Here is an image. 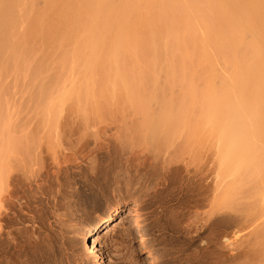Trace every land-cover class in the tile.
I'll return each mask as SVG.
<instances>
[{
	"label": "bare ground",
	"instance_id": "6f19581e",
	"mask_svg": "<svg viewBox=\"0 0 264 264\" xmlns=\"http://www.w3.org/2000/svg\"><path fill=\"white\" fill-rule=\"evenodd\" d=\"M51 55L60 58V64H79L76 70L85 81L86 75L97 72L98 84L93 82L97 76L90 75L91 84L83 86L82 81L81 88L74 87L76 80L67 86L59 74L66 73V65L59 66L63 71L51 66L58 68L59 76H50L48 60L42 62L46 69L41 61ZM197 68L202 74L194 73ZM150 73L166 79L152 77L153 87H147L151 77L145 76ZM196 73L207 75L202 86L195 82ZM160 81L170 83L159 87ZM20 88L21 95L13 92L14 101L20 103L17 94L26 90L37 117L31 128L34 138L29 135L27 140L11 132L15 108L7 117L8 106L18 104L9 103L11 90ZM105 116L115 125L108 137L106 129L112 124ZM20 157L33 162L25 160V166L34 169L22 171L35 180V194L29 193L33 197L39 194V182L50 175L57 179L68 174L71 165H90L99 193L112 189L116 196L148 206L168 205L171 213L163 215L157 228L178 242L174 252H167L168 264H198L201 236L207 232L218 241L217 254L203 246L216 255V262L208 255L209 264L229 259L240 264L244 254L237 255L235 249L242 247L233 251V245L226 244L230 228L235 231L230 241L239 244L241 236H247L253 244L245 245L248 249L264 243V0H0V229L15 200L11 185L19 170L14 167L25 164L17 162ZM121 205L117 200L106 217L85 230L88 257L101 261L94 235H107L116 226ZM251 249L252 256H259L254 263L262 262L264 249ZM231 252H236L235 259H227Z\"/></svg>",
	"mask_w": 264,
	"mask_h": 264
},
{
	"label": "rangeland",
	"instance_id": "374dc122",
	"mask_svg": "<svg viewBox=\"0 0 264 264\" xmlns=\"http://www.w3.org/2000/svg\"><path fill=\"white\" fill-rule=\"evenodd\" d=\"M69 48H71V47H69ZM55 52L53 53V55L55 54ZM56 53H58V52H56ZM53 55H51V57ZM55 56H57V54H55ZM55 56H53V57H55ZM51 57H49V59L50 60L51 59H55V61L52 60V61L49 62V59H42V60H45V61H41V63H42V62H46L48 60V63H46L47 66H49L48 68L45 66V63H42V64H44V66H43V67H45L44 69L47 68L46 71L47 70L49 71V72L48 71L47 72L45 71V72L48 73V74L50 73V76L52 74L53 75L56 74L57 76H59V74H60V77L61 76H65V77H62V79L65 81V84L67 86L68 85L70 86L72 84L71 82H73V84H76V83H74L76 80L78 81V83H77L78 86L76 84V86L74 85V87L81 88L83 82H85V83H83V86L85 84H87L86 81L90 82L89 84H91L92 81H93V80H91V78H92L91 76H97L96 78H93L94 79L93 82L96 81L95 83L98 84L97 81L99 80L98 79L99 75L98 74L94 75L97 72H95L94 74H90L91 76L89 75V77H88V75H86V77L89 78V80L87 79L85 81L84 80L85 78L84 77L82 78V76L80 77V74H78V71H80V70H78L79 69L78 68L79 64H77L76 66H78V67L75 68V67H73L75 65V62L71 61L69 59L72 62V64H69L70 61H68V59H67L68 64H65L66 65L65 66L62 63L61 64L58 63L60 61V58H59V60L57 59L58 56L55 57V58H53V57L51 58ZM40 58H42V57H40ZM53 61L56 62V63H54ZM51 62L54 65L53 64L51 65L50 64ZM65 63H67V62H65ZM48 64H50V65H48ZM60 65H62V66H60ZM63 65L66 67L65 70H64V72H66V73L61 74V72H59V71H63V69H62ZM51 66H57V67L60 66L62 68L59 67V69H58L56 67L59 70V71H56V68L55 67H51ZM68 67H69V69H68ZM71 67L74 68V70L76 71L75 74H72V72L74 70L70 71ZM50 68H53L56 71V73L53 72L54 70L52 71ZM68 71H70V72L68 73ZM58 72H59V74H58ZM195 72H201L199 74H202V71H200V69H198V70L195 69L194 73ZM203 73H205V72H203ZM68 74H69V77H68ZM199 74L196 73V75H195L196 77H194V79L196 78L195 82L197 84L199 83L198 84L199 86L200 85L202 86V81L201 80H202V77L205 76L206 74L205 75H199ZM72 75L74 77H71ZM66 76H67V78H66ZM76 76L82 78V80L80 78H77ZM160 76L164 77V78H161V79H163V80L166 79V76H164V74H162V75L160 74ZM160 76L159 75H157V76L155 75L154 76L152 73H150V75L148 77L146 75L145 76L146 79L151 77V80H150V78L148 79L149 85L147 84V87L148 86L151 87L152 85H151L150 82L153 79H155V77H158V78H156V80L160 79ZM152 77H153V79H152ZM199 77H200V79H199ZM205 77H203V79ZM198 80H200V82H198ZM80 82H82V83H80ZM158 82H159V80H158ZM158 82L155 83V84H157V86L159 84ZM195 82H194V86H198V85L195 84ZM53 83H54V81H53ZM164 83H166V82H163V84H162L161 81H160L159 87H162V85L166 86V84L167 83L169 84L170 82H167L166 84H164ZM152 84H154V83H152ZM173 84L175 85L176 83L172 82V85ZM216 84H218V83H216ZM176 85H178V84H176ZM199 86H198V88L196 87L197 91H200L202 89L201 87L199 89ZM12 90H11V93H10L9 98H8L9 100L10 99H12V100L9 103L11 104V102H12V104L14 105V103L17 102L18 104H15V107H12V108H10L8 106V108H10V109L7 108V110H9V115L7 116L8 112L5 115L7 117H9L11 115L13 116V114L10 113V112H12L10 110L11 109L13 110L15 108L16 111L15 110L14 111L17 112V113H15V112H12V113H15L17 115V117L19 116V118L14 117V116H16V115H14L13 118L10 119L11 120L10 123L12 122L11 126H12V128H14L11 132L14 133V136H16V138H19V139L22 138L23 139V138L27 137L25 139V140H27L28 138L32 137L31 135L34 134V131L31 128H35L36 127V126L35 127L33 126L34 124H36V119L35 118H37V117L34 116V115H36V112H35V114L33 112V109L35 107L33 108L32 107L33 104L31 105L30 102H29L30 104L27 103L28 102V100H27L28 95L26 93L27 92L26 90H25L26 92L23 90V93H24V95H22L23 98H22V96H19V94L20 95L22 94L21 88L19 89L20 91L18 89H16V90L14 89L15 91L14 90L12 91ZM17 91L19 92V94H17L18 97L19 98L21 97L20 100L23 101V102H21L19 100L20 101V103H19L16 98H15V101H14V97L13 96H14L15 93H18ZM13 92H15V93H13ZM17 95H15V97H17ZM11 97H13V98H11ZM24 101H25V104H24ZM16 105H18V106H16ZM20 105H22V106H20ZM24 110H26L27 112H24ZM21 111H23L24 113L21 112ZM30 111H31V113H30ZM21 113H22V116H21ZM31 114H32V116H31ZM26 115L28 117H26ZM29 116H31V117H29ZM109 117L110 116L106 117L108 119V121H109ZM14 118H16L15 120L17 122L14 121ZM114 119L118 120L117 118H114ZM13 121L15 122L14 124H13ZM105 122H106V120H105ZM111 122L109 121V122H106V123H108V125H110V124H112ZM21 124H23V126ZM28 125L30 126L29 128H28ZM111 126H107V128L109 130L106 129L107 132H106L105 136L103 135L104 137H108V136H110V134L115 133L114 127H113L115 125L112 124ZM26 128H27V130L25 131ZM21 129H22V131H21ZM11 132L9 133L10 134L9 136H13ZM21 132H22V134H21ZM24 132L26 134H24ZM29 132H31V133H29ZM29 135H30V137H29ZM14 136H13V138H15ZM32 138H34V137H32ZM45 143H46V141L44 140L43 149H42L43 154L42 155L46 157L47 154H48V152H46V151H48V149H47L46 146H44ZM28 146L30 148H33L31 145H28ZM103 151H105V150H103ZM22 158L21 157H20V159L18 158L19 160H17V162L18 161L20 162V160ZM98 158H103V155L99 153L98 154ZM29 159L30 158H28L27 160L30 161V163L33 165L32 160H29ZM25 160L26 159L24 158V161ZM27 160H26V163H28ZM47 160L44 161V165L45 166H48V164L50 163L49 160H48V163H47L46 162ZM24 161L22 162V160H21V162H22L21 164H24L25 163ZM45 162L47 163V165H46ZM26 163L24 165H22L23 168L20 165L17 166L16 161L12 163L14 166L15 165L17 166V167H14V168H16L15 171L19 170L18 173H20V174H18L16 172L14 173L15 177L18 176V175H19V177L14 178L15 180H14V182H12L13 186L11 185V189H12V191L14 193L13 195H15V196L17 195L18 197L17 196L16 197L18 199L15 198V196H14V199L16 201L15 200H11V201L14 202V204H13V202L9 203L10 207L8 206V209L10 208V210H9V212L7 211V216H3V220L5 219V220H7V222L4 220V221H2L3 223H1L2 225H1V229H0V264H139V263L140 264H157V263L158 264H162V263L163 264H168L167 263L168 262L167 260L169 259V255L168 254L170 252L171 253L174 252L173 250H175L178 247V245H177L178 242H176L177 244L175 243V241L173 242L170 239V236L166 235V233L163 232L162 230L160 232H159L160 229L157 231V228H161V227H159V225L160 226L162 225L163 215H169L171 213L170 207H168V205L166 206V204L164 205L162 203H160V205H159V203L155 204V202H151L149 204L150 206H148V205H146L144 203H141L140 201H134L131 198H126L125 196H124L125 198H123L121 194L116 196L117 193H114V191H111L112 189L111 190L109 189L104 194L99 193L100 192L99 190H101V189L98 188L97 185H95L97 183H96L95 179L93 180L94 176L92 175V173H90L91 172L90 171V165L89 166L88 165L87 166L86 165L85 166H79V165H73L72 166L71 165L70 166V170H69L70 173L67 172L68 174H63L62 176H65V177L61 176L62 178L59 177L60 179L57 178L58 180L54 176H53L54 177L53 178L50 175L49 178L47 177L49 181L46 178L45 181H40L39 182L40 184H42V185L44 184L45 186L43 188L42 185H41V189L39 191H37L40 194V193H42L45 190L43 193L46 192V195L45 194L43 195V193H42L41 194L42 197H41V195L38 196L39 194H36V195H34L35 197H33L32 195L35 194V190H36L35 186L36 185H34V183H35L34 181L35 180L31 181L33 178L31 177L30 173H29L30 174V176H29L28 172L31 169L33 170L34 167L31 166V168L29 167L30 169H28V167L25 166V165H27ZM30 163H28V165ZM18 164H20V163H18ZM25 167H27V168H25ZM24 168L28 169L29 171L28 172H22V171H26V170H24ZM23 174H24V176L28 175L29 179L27 178V176L23 177L22 176ZM20 175H21V177H20ZM52 178H53V180H52ZM16 179L17 180H21L22 183L26 179H28L30 182L28 180H26L25 181L26 183L25 182L23 183L25 185L24 186L20 181L19 182L16 181ZM22 179H24V180H22ZM37 181H39V180H37ZM41 182H44V183H41ZM14 183L15 184L20 183L22 185V187H21L20 184H18L19 186L15 185V188L13 189L12 187H14ZM28 183H29V185H26ZM53 183H55V184H53ZM59 184H61V185H59ZM51 185H53V186H51ZM30 186L31 187L33 186L32 189H31ZM25 187H27V188L25 189ZM28 187H29V189H28ZM58 187H59V189H58ZM17 188H19V189H17ZM42 189H44V190H42ZM31 190L32 191L34 190V192L32 193ZM29 193L32 194V195H30ZM26 194H27V196H26ZM30 196H32V197H30ZM29 198H31V199H29ZM125 199H127V200H125ZM117 200H121L122 201V205H121V207L119 209V216H118V218H117V220H116V222L114 224L116 226L112 227L111 231L109 233H107V235L104 232H102V231H99V232H97L94 235V239L99 242L95 252H96V255H98L100 257V259H101V261H97V259H94V258L92 259V258L88 257V255L86 254L87 253L86 252V246H87L88 241L84 240V236L83 235L85 233V230L87 229V227L90 224H92V223H94L96 221H99V220L103 219L104 217H106L108 209L110 207H112V205H114ZM17 201L18 202L20 201V202L18 203ZM11 204H13V205H11ZM15 206H16V208H15ZM165 206H166V208H165ZM13 208H14V210H13ZM29 210H31V211H29ZM13 213H15V215ZM8 215L10 216V218L8 217ZM7 217H8L9 220L7 219ZM13 217H14V219L12 221ZM6 225H8V226H6ZM3 227H5V228H3ZM125 229L129 230V232L131 231L130 233H128L129 235L131 234V236L127 235ZM230 230H229L230 233L228 231V236L227 237H229V238L226 240V242H228L226 244L227 245H231V247L233 245V247H232L233 251L235 249V246H237V245H240V248L241 247L243 248V250H242V248L240 249L243 252H239V253H238V251H240L239 248L237 247L238 250L235 249L236 252H237V255L239 254V256H240V254H242V255L244 254L243 256H244L245 260L243 259V257H241L242 261L239 258V263L241 262L240 264H242V263L243 264L244 263L251 264V261L253 260V258H254V260L252 261L253 262L252 264L259 263V262L254 263L256 260H258L259 256L256 259L254 256L258 255V254H255L254 256L251 255L253 253L251 247H253V250H255V249H259L260 250L261 249L263 251L264 243L261 244V246H258L257 248H254V247H256V244H255L257 242L256 240H259V238L257 239V237H256V238H254V241H256V242L255 243L252 242L255 245L251 246V247L249 246L250 249H251L250 250L246 246L247 245H253V244H248L250 242H248L249 239L247 238V236L246 237L245 236H241V239L244 238L243 239L244 242H246L245 238L247 240L246 243H243V241L241 243L240 242L241 239L239 240V238H238L239 236L237 237V235H239V234H237L236 237L238 238L237 240H239V244H238V242L236 241L237 242L236 243L235 240L234 241H230V238L233 237L232 234L235 232L234 229H232V228H230ZM246 230L247 229H245L244 231H246ZM149 232H151V233H149ZM231 232H233V233L231 234ZM248 232L247 233L250 234V231H248ZM247 233H246V235H248ZM162 235H164V238H163ZM229 235H231V236H229ZM158 237L163 238V239H160ZM167 237L169 238V240H168ZM202 237H204V240H203ZM234 237H235V235H234ZM252 237H254V235L251 236V238ZM206 238H207V240H206ZM211 239H212V235H210L208 232L205 233V235L203 234L201 236V240L203 242L201 243V246H199L198 250L201 251L202 253L200 254V252L197 250L199 252L198 253V257L200 256L198 258V262H199L198 264H200V263L201 264H207V263L209 264V262L211 260L216 262V260H215L216 259V257H215L216 255L214 256V254L215 253L217 254V252H218L217 251L218 250V248H217L218 241H216L217 239H215V238L212 239V240ZM156 240H158V241H156ZM231 240H233V238ZM166 241L169 244H167ZM213 241L215 242L216 245L212 244ZM204 243H208V245L207 244L205 245ZM234 243H236V244H234ZM258 243H262V242L258 241ZM202 244H204V245H202ZM162 245H164L163 248H162ZM165 245H167V246H165ZM203 246H205L206 248L208 246H210V247H208V249L211 248L210 250H212V252H213V250L215 249V246H216L217 250L215 249V252H213L214 254L210 253L211 252L210 250H209L210 252H208V249H206L207 252H205L206 250H205V247H203ZM174 247H176V248H174ZM169 248H171L172 250L171 249L169 250ZM200 248H202L203 250H200ZM244 248H247V249H244ZM227 249L230 250V247L227 248ZM228 250H227V253H228ZM203 251H204V254H203ZM230 251H232V250H230ZM247 251H249V252H247ZM255 251H257V250H255ZM262 251L261 252L259 251V252L263 254L264 251L263 252ZM164 252H166V253L169 252V253L166 254ZM236 252H233L234 255H236L235 254ZM233 253L231 252V254H230L231 256L229 255L230 257L227 255L228 256L227 259L232 258ZM161 254H162V256H161ZM164 254H166L167 256L164 255ZM211 254H213V255H211ZM163 255H164V257H163ZM208 255H210L212 259ZM234 255H233V258L235 259L237 256L234 257ZM205 256H207V257H205ZM248 256L249 257L252 256L253 258L251 259V257L249 258ZM263 256H264V254L262 255V257ZM129 257L131 259H129ZM165 257H166L167 260L165 259ZM214 257H215V259H213ZM209 258L211 260H209ZM260 258H261V256H260ZM199 259H201V260L205 259V260L199 261ZM234 259H233V261H235ZM203 261H207V262H203ZM243 261H245V262H243ZM237 262H238V260H237ZM237 262L235 261L234 264L235 263L237 264ZM227 263L232 264L231 259H229V261H227ZM260 263L264 264V259L262 260V262L260 261ZM214 264H216V263H214Z\"/></svg>",
	"mask_w": 264,
	"mask_h": 264
}]
</instances>
